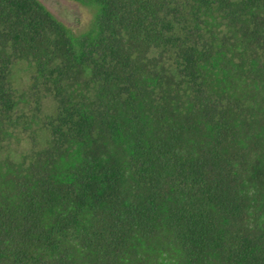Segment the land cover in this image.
I'll return each instance as SVG.
<instances>
[{
    "label": "trees",
    "instance_id": "16d2710c",
    "mask_svg": "<svg viewBox=\"0 0 264 264\" xmlns=\"http://www.w3.org/2000/svg\"><path fill=\"white\" fill-rule=\"evenodd\" d=\"M74 1L0 0V264H264V0Z\"/></svg>",
    "mask_w": 264,
    "mask_h": 264
},
{
    "label": "rangeland",
    "instance_id": "374dc122",
    "mask_svg": "<svg viewBox=\"0 0 264 264\" xmlns=\"http://www.w3.org/2000/svg\"><path fill=\"white\" fill-rule=\"evenodd\" d=\"M59 21L70 28L74 33L86 30L94 16V9L82 5L74 0H39ZM32 69L24 61H17L12 66L10 81L18 91H25L30 85ZM44 107H52V103L45 102ZM41 115L44 116L43 108ZM36 126L34 125L33 128ZM30 135V134H29ZM15 144L11 149L1 152L2 156L10 153L11 156L19 157V152H25L31 144L27 136Z\"/></svg>",
    "mask_w": 264,
    "mask_h": 264
}]
</instances>
